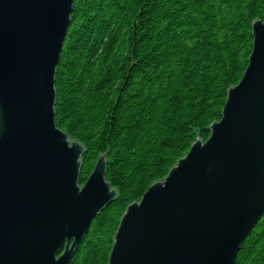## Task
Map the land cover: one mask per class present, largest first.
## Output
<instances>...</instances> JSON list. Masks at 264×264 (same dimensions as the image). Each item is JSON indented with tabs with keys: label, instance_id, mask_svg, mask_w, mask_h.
<instances>
[{
	"label": "water",
	"instance_id": "obj_1",
	"mask_svg": "<svg viewBox=\"0 0 264 264\" xmlns=\"http://www.w3.org/2000/svg\"><path fill=\"white\" fill-rule=\"evenodd\" d=\"M76 0H0V264H70L118 196L100 155L56 124V70ZM222 118L128 205L107 264H235L264 214V17Z\"/></svg>",
	"mask_w": 264,
	"mask_h": 264
},
{
	"label": "trees",
	"instance_id": "obj_2",
	"mask_svg": "<svg viewBox=\"0 0 264 264\" xmlns=\"http://www.w3.org/2000/svg\"><path fill=\"white\" fill-rule=\"evenodd\" d=\"M264 0H76L56 70V124L85 146L80 183L100 155L115 200L70 264H107L120 219L206 141L253 47ZM236 264H264V214Z\"/></svg>",
	"mask_w": 264,
	"mask_h": 264
},
{
	"label": "bare ground",
	"instance_id": "obj_3",
	"mask_svg": "<svg viewBox=\"0 0 264 264\" xmlns=\"http://www.w3.org/2000/svg\"><path fill=\"white\" fill-rule=\"evenodd\" d=\"M60 58H61V57H60ZM256 224H257V223H256ZM83 239H84V238H83ZM83 239H82V240H83ZM82 240H81V241H82ZM79 244H80V243H79ZM79 244H78V245H79ZM77 247H78V246H77ZM76 249H77V248H76ZM72 259H73V258H72ZM236 259H237V257H236ZM235 264H236V263H235Z\"/></svg>",
	"mask_w": 264,
	"mask_h": 264
}]
</instances>
